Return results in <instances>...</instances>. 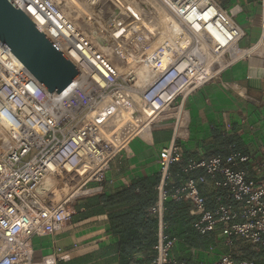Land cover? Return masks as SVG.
Instances as JSON below:
<instances>
[{"label":"built area","instance_id":"built-area-1","mask_svg":"<svg viewBox=\"0 0 264 264\" xmlns=\"http://www.w3.org/2000/svg\"><path fill=\"white\" fill-rule=\"evenodd\" d=\"M12 1L82 72L62 94L51 93L0 40V264H36L33 238L54 234L70 219L78 199L102 189L113 159L138 135L136 130L143 119L133 113L137 124L127 119L120 104L128 110L130 106L141 108L175 67L157 71L148 84H137L138 70L116 66L107 49L78 25L58 0ZM157 1L186 31L185 40H191L183 45L182 35L174 40L171 36L150 58L164 55L169 45H175L174 64L182 62L186 55H190L192 63L184 70L189 76V89L178 91L168 102L181 107V112L164 114L161 122L155 124H169L171 119L173 136L160 151L161 180L158 202L153 207L159 219L158 241L150 264L172 262L171 251L177 237L167 232L164 220L165 203L170 197L194 202L201 214L194 227L200 233L213 231L221 223L226 237H241L264 249V178H247V171L240 167L248 161L247 155L240 151L215 154L208 161L191 162L185 167L188 171L204 166L208 173L222 175L215 184L226 188L230 199L213 210L207 208L198 187V180L205 182V177L168 187L172 165L183 159L180 140L187 128L186 97L222 70L219 68L216 74L201 80L189 46L195 47L197 36L207 34L226 66L252 54L254 47L240 44L246 32L235 20L239 9H225L216 0ZM147 37L137 25L130 27L128 47L139 49ZM74 174L79 178L72 186L69 175ZM93 184L97 186L94 188ZM233 201L243 203L240 212ZM173 263L257 264L237 258L232 251L208 262Z\"/></svg>","mask_w":264,"mask_h":264},{"label":"crops","instance_id":"crops-1","mask_svg":"<svg viewBox=\"0 0 264 264\" xmlns=\"http://www.w3.org/2000/svg\"><path fill=\"white\" fill-rule=\"evenodd\" d=\"M216 2L225 9L237 6L235 20L246 32L240 44L254 51L186 97L187 128L180 140L183 159L172 165L168 186L205 177V182L198 180V187L209 210L230 199L228 190L215 184L222 175H212L204 166L184 170L189 163L240 151L248 156L240 165L248 178H264V0ZM169 122L151 126L146 136L133 137L113 159L103 188L78 199L61 229L33 238L36 264H146L155 257L159 219L153 207L158 202L160 151L173 136ZM173 199L166 200L164 213L167 232L177 237L169 264L208 262L231 251L237 258L264 264L263 247L241 237H226L221 223L200 233L194 227L201 217L194 202ZM233 202L240 212L243 203Z\"/></svg>","mask_w":264,"mask_h":264},{"label":"rangeland","instance_id":"rangeland-1","mask_svg":"<svg viewBox=\"0 0 264 264\" xmlns=\"http://www.w3.org/2000/svg\"><path fill=\"white\" fill-rule=\"evenodd\" d=\"M58 2L82 29L107 49L116 66L120 69L132 67L138 70L140 80L137 84L145 85L153 80L156 74L149 73L152 60L150 56L165 45L168 38L172 36L174 40L168 29L170 15L157 0H58ZM136 25L148 36L142 41L140 50L128 47L129 28ZM145 68H148L147 73H144ZM139 116L143 119L142 125L151 123L153 126L162 119L161 115Z\"/></svg>","mask_w":264,"mask_h":264},{"label":"water","instance_id":"water-1","mask_svg":"<svg viewBox=\"0 0 264 264\" xmlns=\"http://www.w3.org/2000/svg\"><path fill=\"white\" fill-rule=\"evenodd\" d=\"M0 40L51 93L82 74L12 0H0Z\"/></svg>","mask_w":264,"mask_h":264},{"label":"bare ground","instance_id":"bare-ground-1","mask_svg":"<svg viewBox=\"0 0 264 264\" xmlns=\"http://www.w3.org/2000/svg\"><path fill=\"white\" fill-rule=\"evenodd\" d=\"M60 14L62 15V17H64L61 11ZM168 27L170 29L169 32L173 35V38L180 37V35H182L181 39L183 45H185V41L189 42V40H191V38L185 40L188 37L186 31H184L183 27L180 24L176 23L171 17L168 21ZM197 38V45L195 47H193L192 45L189 46L191 47L190 52L194 55L196 61L195 63H198L195 68L200 79L206 80L212 75L216 74L218 72L217 69H223L224 67H226V62L219 53L218 55H216L218 47L213 43L212 39L207 34L202 33L201 36H197ZM176 47L177 46L175 45H169L165 49L164 55L152 56V60L150 63L151 70L149 71V73L154 75V73H156L157 71L165 70L172 67V65L173 67H175L174 72L161 85H159V87L151 92L150 98L145 99L146 102L142 104L141 108L130 106V110H128L127 108H125L126 106L120 104L121 109H123L124 111V115L128 116L127 119H132L137 124V120L133 118V116H131V113H133V115L146 114L147 117H156L158 115H161L160 117H162V115L164 114L168 115L178 110L181 112V107H174L172 105H169L168 102L177 94L178 91L184 92V90L187 91L186 89H189V76L184 73V70L185 67H190L191 64L189 63L192 62L190 61V55H186L185 59L181 60L182 62H177V64H174V53ZM232 53H234V50H232ZM147 69L148 68H145L144 71L148 72ZM158 81L159 80H157V82ZM151 126V123L144 124L140 126V128H138L136 132L138 133V135L142 134L146 136L147 132L149 133ZM66 176L67 175H65V177ZM69 177L73 179V182L71 183L72 186L79 178L75 174L69 175Z\"/></svg>","mask_w":264,"mask_h":264},{"label":"trees","instance_id":"trees-1","mask_svg":"<svg viewBox=\"0 0 264 264\" xmlns=\"http://www.w3.org/2000/svg\"><path fill=\"white\" fill-rule=\"evenodd\" d=\"M247 178H248V176H247ZM160 180H161V177L159 178ZM248 179H250V178H248ZM159 183H160V181H159ZM174 200V199H173ZM165 206H166V203H165ZM165 212H166V210H165ZM164 220L166 221V223H167V225H168V222H167V220H166V217H165V214H164ZM169 227V226H168ZM168 229V228H167ZM153 259H154V257H153ZM153 259H151V261H149L148 263H146V264H150L152 261H153ZM136 264H139V263H136Z\"/></svg>","mask_w":264,"mask_h":264}]
</instances>
